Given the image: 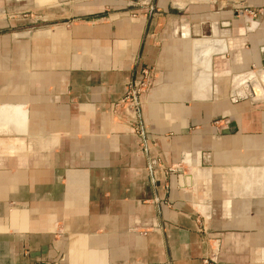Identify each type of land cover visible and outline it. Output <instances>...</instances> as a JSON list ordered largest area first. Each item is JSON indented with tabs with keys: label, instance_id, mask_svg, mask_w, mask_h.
<instances>
[{
	"label": "crops",
	"instance_id": "obj_1",
	"mask_svg": "<svg viewBox=\"0 0 264 264\" xmlns=\"http://www.w3.org/2000/svg\"><path fill=\"white\" fill-rule=\"evenodd\" d=\"M263 57L264 0H0V264H264Z\"/></svg>",
	"mask_w": 264,
	"mask_h": 264
},
{
	"label": "built area",
	"instance_id": "obj_2",
	"mask_svg": "<svg viewBox=\"0 0 264 264\" xmlns=\"http://www.w3.org/2000/svg\"><path fill=\"white\" fill-rule=\"evenodd\" d=\"M152 79V78H150ZM152 80H149L148 83L141 84L140 82H137L134 84L135 88H137V91L135 89L132 90V93H129V96L118 103H116L113 107V117L116 119L117 122L126 124L128 133L138 137L142 140L143 138V128L139 124L141 122L140 120V114H139V100H138V93H143L147 88H150L152 85ZM154 85V83H153ZM151 168V164L149 163V169ZM174 172L172 169L168 170V172Z\"/></svg>",
	"mask_w": 264,
	"mask_h": 264
},
{
	"label": "rangeland",
	"instance_id": "obj_3",
	"mask_svg": "<svg viewBox=\"0 0 264 264\" xmlns=\"http://www.w3.org/2000/svg\"><path fill=\"white\" fill-rule=\"evenodd\" d=\"M5 16L4 17H6V18H15V17H29V19H31V17H33V25H30V28H36L37 27V25H36V22L35 21H37L35 18V15L34 14H32V13H26V14H22V15H20V14H16V15H10V14H4ZM150 78H152V79H150ZM155 79H156V73H155V71L153 70V69H148V70H143L142 71V73H141V77L139 78V79H136V80H132V81H130V82H128V83H126L125 84V86H124V94H123V96H122V98L121 99H119L116 103H118L119 101H121L122 99H124L125 100V98L126 97H128L129 96V93L131 92L132 93V90L133 89H135V91H137V88H135V86H134V84H136L137 82H140L141 84H143V83H148L149 82V80H152V82L155 84ZM153 83H152V85L150 86V88H147L143 93H138V97L140 98V97H142V96H144V95H146V94H148L150 91H151V89L154 87V85H153ZM139 98H138V100H139ZM115 103V104H116ZM114 104V105H115ZM114 105H113V107H114ZM112 112H113V108H112ZM112 119H113V121L115 122V123H117V124H120V125H123V126H127L126 124H123V123H119V122H117L116 121V119L113 117V114H112ZM141 120V119H140ZM224 124L225 123V121H213L212 122V128H214V129H219V127H220V125L221 124ZM141 126H142V128H143V125H142V121L139 123ZM126 129H127V127H126ZM143 130V132H144V134H143V138H142V140L140 139V138H138V139H140V141H141V148L145 151V150H147V147H148V142H152L149 138H147L146 137V135H145V131H144V128L142 129ZM127 131H128V129H127ZM131 135V134H130ZM133 136V135H132ZM178 168H173V170H177ZM219 237H215L214 238V241H215V248L214 249H216L217 251H218V248H217V240L218 241H221L222 240V236H223V233L221 234V236L220 235H218ZM209 241L210 242H212L213 241V238L212 239H209ZM212 249V248H211Z\"/></svg>",
	"mask_w": 264,
	"mask_h": 264
},
{
	"label": "water",
	"instance_id": "obj_4",
	"mask_svg": "<svg viewBox=\"0 0 264 264\" xmlns=\"http://www.w3.org/2000/svg\"><path fill=\"white\" fill-rule=\"evenodd\" d=\"M205 1H207V0H205ZM263 60H264V57H263ZM262 66L264 67V62H263V65Z\"/></svg>",
	"mask_w": 264,
	"mask_h": 264
},
{
	"label": "bare ground",
	"instance_id": "obj_5",
	"mask_svg": "<svg viewBox=\"0 0 264 264\" xmlns=\"http://www.w3.org/2000/svg\"><path fill=\"white\" fill-rule=\"evenodd\" d=\"M262 65H263V63H262Z\"/></svg>",
	"mask_w": 264,
	"mask_h": 264
}]
</instances>
